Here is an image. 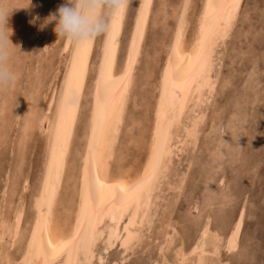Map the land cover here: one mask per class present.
<instances>
[{"label": "rangeland", "instance_id": "rangeland-1", "mask_svg": "<svg viewBox=\"0 0 264 264\" xmlns=\"http://www.w3.org/2000/svg\"><path fill=\"white\" fill-rule=\"evenodd\" d=\"M180 1L181 0H153L144 41L141 45V50L134 69V76L136 77H134V83L132 85V90L129 96L131 97L132 95H134L136 93L135 91H140L138 94L134 95L136 97L132 96V98H135L136 100L129 98L128 104L130 105H128V107L130 108L127 107V110H125L126 114L124 113L125 116H123V121L118 133V137H120V139H118L117 137L116 140V149L119 148V150L115 151L112 160H110V172L114 177L123 178L124 180L126 179V181L134 180L138 177L137 172L141 168L139 170L140 175L143 169L142 166L145 163L143 161H146L147 159L146 156H148L147 152L149 148V139L153 119L152 110L155 98L154 88L157 85V74H159V68L161 67L166 53L165 51L167 50L165 46L163 47V43L164 45H166V47L168 46L173 28L175 26V9L180 4ZM64 2L65 0H27V3L24 4V0H0V6H2L6 12H8L6 16L5 27L12 30V34L8 38L9 46L16 48L18 51H13L10 54L7 65L8 71L11 75V81L7 87L0 89V185H2L0 186V215L2 214L5 217L7 216V218H9V222L14 223V219L20 211V208L24 213L22 214V218L20 220L21 226L23 227L20 228L21 234L19 233L18 236H16L13 232L10 235L6 234L3 240L5 242L2 241L4 243V245H2L3 249L5 250L7 255H9L10 257L12 256V259H17L19 257V252H21L19 250H21L23 247L24 239L22 235L24 236L25 232L28 229L27 221L30 219L33 208H30V204L33 203L32 200L34 199L36 190L40 183V178L42 177L44 166L43 164L45 159L44 157L46 154L45 142L46 136L48 134V122H46L45 120L44 122H39L37 117L34 118V122H30V124L28 125H26L24 121V119L28 116L27 111L29 109V103L32 102V104H34L33 99H31L32 96L30 97V91H32L33 85L37 86V91L35 90V92L38 93L35 94V100H37L36 104L38 103L37 108L41 109H38V113L43 111L47 107L49 100L52 99V96L54 97L56 95L55 93L58 92L60 84L59 79L64 70L63 58L65 57L66 53L62 50L61 47L63 46V41L62 39L57 38L56 34L54 33V22L45 24L44 20L50 13H54L59 6L64 4ZM137 2V0H129V6L125 13L122 28V32H124V29L125 32H121V36L124 37H120L122 41L120 40L119 43L122 44H119L117 52V54L119 52V55L121 54L120 56L117 55L119 57L117 58L122 59V61L117 59L118 62L116 63L118 69L123 63V58L125 55L124 50H126V47H122L123 45H127L126 42L128 41L131 32V25L133 23V18L137 7L134 6L135 4H137ZM196 2H198V0H192V4L189 10L190 23L188 24L185 36L187 45L190 44L195 33V22L197 19V11L200 8L201 0H199L198 3ZM195 13L196 15H194ZM165 17L167 18V20ZM234 21L225 40L222 39L218 42V44H223L217 45V49H219L218 52L220 51L219 54L222 51L224 52L223 55L221 54L222 57L221 55L219 56L220 60L215 61L214 67L216 68H213L214 71L212 70L211 75L213 79V93L210 92V95L205 96L208 93L206 92V90L204 91V97L206 98L204 99V97H202V101L204 102V104L203 102H200L202 105L200 103L194 104L193 102H190L191 105L185 110V112L187 110L190 112V110L192 109V113L187 112L189 115L183 114V118H181V120L185 122H182L180 120L181 123H179L178 126L182 129V133L184 136L186 131L185 127L189 125V120L201 117L200 119L198 118L199 121L197 125V135H195V137H198L194 139L190 138L184 140L183 138H178L179 140L182 139L184 141L183 144H186V146L182 145L181 142H178L177 144V142L174 141V144H176L177 147L173 148L175 150L173 152H175L176 155L172 153V157L169 158V162L167 163L168 167H170L171 170H169L168 167H166L167 170H163V175L161 174L162 176L160 175L159 178V180L161 181H159V183L157 182L158 184L155 188V193L153 192L152 195L153 197H159H156L155 200H153L154 198H151L152 202L150 204V207L152 209L150 207L148 209V219H146L143 225H137V227H139L138 231H140V235L138 234L140 238L138 236V238L135 239L131 243L132 245L130 244L128 248L121 246L118 240L111 248L106 251L104 248L105 244L103 240L99 239L98 242L96 241V244L94 246L95 253L90 264H157V262L158 264H172V262L174 261L173 259L175 258V249L180 244L182 245V250L185 255H192V249L199 238V231L206 223L209 224V237L214 236L216 237L217 241L220 239L218 241L219 252L217 256L221 261L226 262V264H264V0H242V3L238 10V14L236 15ZM168 26L170 28H168ZM166 29L167 31L170 29L168 33ZM191 29L193 30V32ZM188 32H190L192 35ZM102 38L103 35L95 39V46L93 47L91 57L92 60L90 61L91 67H93V64H95L97 55L99 54V47ZM124 40H126V42H124ZM158 40L161 41L159 42ZM224 46L227 47H225L224 49ZM141 52L144 54H142ZM253 52L256 53L254 54ZM140 55H143L142 58L140 57ZM159 59L161 63H159ZM119 61L122 63H120ZM143 65L146 66L144 67ZM154 68L157 70H155ZM215 71L217 74H214ZM92 72L89 73L85 88L87 90L84 91V95L82 97L80 110L81 113L76 123L74 132L75 136H73V140L71 143V149L69 153L73 154H70V157L68 155V164L66 165L68 168H65L66 174V171L71 173L67 174L69 177L64 173L63 181L66 182V184H64V182L62 181L61 189L59 190L60 197L58 196L60 199L57 197L58 201L55 206L56 215L58 218L62 217L60 218V221L64 220V224H68L70 222L69 220L72 218L74 211V208L72 206L75 207V204L73 202H76L75 198L73 200V197L77 196L75 191L76 188L74 187L77 186L80 155L84 142L83 133L86 127V116L89 104L88 88L91 83V76L93 75ZM154 72H157V74L155 75ZM214 75L216 76L214 77ZM138 77L140 81L137 79ZM152 79L154 80L149 81ZM144 85L146 86L144 87ZM142 87L147 89L144 90V88ZM142 89L144 90V93ZM139 94H141V97L139 96ZM247 94L249 95L247 96ZM239 95H241V98L243 96L244 100L243 98L241 100ZM143 96L147 98L146 100H149L150 98L152 100H149L150 102H144L145 98ZM152 96L154 98H152ZM137 97L141 99H138ZM143 99L144 101H142ZM250 100H254L252 101L253 103ZM83 101L86 104H84ZM133 101H136L137 103L135 102V104ZM131 102H133L134 104ZM140 102L143 103V106H147L148 109L147 107L145 108V106L142 107V104L140 106ZM42 103L45 105H43ZM144 103L149 104L146 105ZM138 105L139 108L137 109ZM192 105L195 107H192ZM129 109H132V111L134 112L137 109V111L134 114V112L131 113L132 111ZM141 109H144V111ZM139 110L142 112V114ZM200 111L201 113L199 115ZM143 112H147L149 118ZM235 114L238 116H236ZM132 117H134L135 119ZM136 117H138V119H136ZM231 117L234 119H231ZM133 120L139 122L140 126H138V123L135 124V121ZM231 120L233 124L230 125L229 122L231 123ZM237 127L240 128L238 129ZM180 128L179 132L181 133ZM144 130H146V133ZM239 130L242 131L240 132ZM27 131L29 132L27 133ZM130 133L132 134V136L130 135ZM182 133L181 137H183ZM232 133L234 134L232 135ZM126 135L127 137H125ZM121 139L123 141H121ZM237 139H239V141L241 142H239ZM126 140L130 141L127 142L130 143L131 147L128 146L127 148V145L129 144L125 143ZM20 141L21 143H23V145L20 143ZM188 141L190 143V146L187 145ZM230 141L231 144H229ZM236 141H238L239 143ZM138 142L140 143L138 144ZM136 144V149L138 150L135 153L134 151L136 150ZM142 144H144V146H142ZM74 145L76 146V148H78L76 149ZM226 146L229 147V149H227ZM234 146L237 147L235 148ZM179 150H181V152ZM234 150L237 152V154L236 152H234ZM240 150L241 152H239ZM142 157L144 160L142 159ZM126 159L132 160L128 162V160ZM135 164L138 167L135 166ZM123 166H126L127 168H124ZM209 166H211V170L210 168L207 169ZM202 170H204V174L202 173ZM209 171L211 172L209 173ZM135 172L136 174H134ZM206 172H208V174ZM165 173L168 174L164 175ZM209 174L212 175V178L214 176V178L212 179ZM65 175L67 176L66 178ZM164 176H166V178ZM208 176L213 181L209 182L210 179ZM37 179L39 181H37ZM65 179H68V182H70L68 183ZM171 184L173 185L170 186ZM210 184L213 185L211 189L208 188L210 187ZM71 185H73V187ZM178 185H180L179 187L181 188H179ZM14 187L16 188V190ZM68 187L72 190L74 188V194L72 193V196L70 194L72 190L68 189ZM10 189H12L11 194ZM205 191L209 194L206 195ZM66 192H68L70 195L66 194ZM179 192L181 193L179 194ZM215 194H217L216 197L214 196ZM222 194H225V196H223ZM218 195L221 198H217L219 197ZM70 196L72 197V200ZM68 197L70 199H68ZM213 197H215V199ZM217 199L219 200L217 201ZM64 200H66L67 203ZM205 200L207 201L206 204ZM68 201L70 202L69 206H71V208L68 206ZM3 202H7L6 205ZM66 208L70 209L71 212L69 211V213ZM198 208L202 209L199 210ZM202 211H205L207 213L204 214ZM240 211H242L243 213V215L241 216V229L239 230L237 245L235 249H233L230 248L228 240L231 232L230 230L235 223L234 221H236L238 216L240 215ZM26 216H28V218H26ZM25 218L27 221L25 220ZM142 226H145L147 228H142ZM25 228L27 229L25 230ZM211 232H215L214 234L216 235H212ZM171 236H173V240L169 244ZM220 237L223 238V240H221ZM178 242L179 244H177ZM165 244L168 245L165 246ZM16 247H18V249ZM160 249H163V252ZM98 254L101 255L100 258L101 260H104V262L97 260L99 258ZM99 261L101 263H99ZM82 264L86 263L83 262Z\"/></svg>", "mask_w": 264, "mask_h": 264}, {"label": "bare ground", "instance_id": "bare-ground-1", "mask_svg": "<svg viewBox=\"0 0 264 264\" xmlns=\"http://www.w3.org/2000/svg\"><path fill=\"white\" fill-rule=\"evenodd\" d=\"M137 1H138L137 4H135V6H134V7H136V6L137 7H136L135 15H134V18H133V23L131 25L132 28H131V32H130L129 38H128V41L127 42H126V40H124V42H126L127 45L126 46L123 45V47H122V48L126 47L125 48L126 50L123 49L125 51V55H124V58H123V63L120 62V61H122V59H118L119 57L117 56V55H119L120 52L118 54H117V52H118L119 44H122V43H119L120 40H121L120 37H124V36H121V32H122V28H123V22H124V17H125L126 11L124 12L123 18L121 19V21L119 22V24L116 27V43L114 45V60H113L112 69H111V81L107 85H105L103 82H101L100 83V86H99L100 87V96L106 101L107 108H106V114L105 115L101 116L99 113H97V117L102 121V129L99 132V142H98V144L96 146V152H95V159L94 160L91 158L90 153H89V141H90V139L92 137L93 117H94V113H96V109H97V88H98V81L100 80L101 65H102V63L104 61L105 41L107 40L108 35H103V38H102V41H101V44H100V47H99L100 48L99 54L97 55V58H96L95 64H93V67H91L90 61L92 60L91 57H92L93 47L95 46L94 45L95 40L93 42H91L90 45L87 46L86 51L83 52L84 71H83V74L79 78V89H78V93H77V103L69 110L68 114L65 117L64 123L62 125H60L59 127H58V124H59V121H58V109L61 107V102L63 100L64 93L66 91V80L68 79L69 75L73 72V58H74V52H75L76 47L70 45L66 40H62L63 41V46H61V47H62V50L66 53V55L63 58L64 59V64H63L64 65V70H63V73H62V75H61V77L59 79V81H60L59 89H58V92L55 93L56 95L54 97L52 96V99L49 100V102L47 104V107L43 111H41L39 113H38V109L39 108H37L38 103L36 104L37 100H35V94L38 93V92L37 93L35 92V90L37 91V86H34L33 85L32 91H30V97L32 96L31 99H33L34 104H32V102H30L31 100L29 101L30 102L29 103L30 105H29V109L27 111V115L28 116L25 119L24 118L23 119H24L26 125L30 124V122L31 123L34 122V120H35L34 118H36V117L39 120V122H42V121L44 122V120L46 122H48V126H47L48 134L46 136V142H45V152H46V154H45V157H44L45 159H44V164H43L44 165L43 166V173H42V177L40 178V183H39V186H38V188L36 190V194L34 193L35 196L33 195L34 196V199L32 200L33 203L30 204V208L33 207L32 208V214H31L30 219L28 221L26 220V218H28V216H26V218H25V220L27 221V228L28 229L25 228V230L27 229V231L25 232V235L24 236L22 235V237L24 239L23 240V247H22L21 250H19L21 252H19L20 255H19V257L17 259H12L11 258L12 256L10 257L9 255H7L6 252H5V250L3 249L2 245H4L3 242H5V241H3V240H4V236H6V234L7 235H10L13 232L16 236L19 235L20 228L22 227L20 220L22 218V214H24V213L21 211L22 209L20 208V211L18 212V214L16 215V217L14 219L15 220L14 223L9 222V218H7V216L5 217L2 214L0 215V264L1 263L2 264H82L83 262H85L86 264H90L91 260L93 259L94 253H95L94 246L96 244V241L98 242L99 239H102L103 240V242L105 244V247H104L105 248V251L108 250L109 248H111L118 240H119V244L121 246H123L125 248H128V246H130V244L135 239H137L138 236L140 235V231H138V228L139 227H137V225L138 226L139 225L141 226V224L143 225V223L146 221V219H148L147 218V216L149 214L148 213V211H149L148 209H149L150 204L152 202V199L151 198H154L153 200H155V198L156 197H159V196H156V197L154 196L153 197L152 196L153 193H152L150 200L148 198H144L143 201L141 203H139V205H137V203L134 202V192L121 191V189H129V188H131L138 181H140L141 179L145 178L146 177V174L151 171V165H152V160H153V155H154V142L156 140H161L162 139L163 142H164V148H165V157H164L162 169L160 171V175H161L162 172H163V170L166 169V167H168V164L167 163L169 162L168 161L169 158L172 157L171 154L174 153V155H176V153L173 152V151H175L173 148L174 147L175 148L177 147V145L174 144V141H176L177 144H178V142H181L182 145H185L186 146V144H183L184 143V141H183L184 139H190V138H193L194 139V138H197L198 137V136L195 137V135H197V125H198V121H199V119L201 117L200 118L198 117L199 119L198 118H194V119H190V120L188 119L189 120V125H187L185 127V130L186 131H185L184 136H183V133H182L183 132L182 129L180 127H178V126H179V123H181V121H182L181 120V118H183L182 115L183 114L189 115L187 113L189 111L187 110L185 112V110L191 105L190 102H193L194 104H199L200 102H203L202 101V97H204V91L205 90L208 93L205 96L210 95L211 94L210 92L213 93V91H212V88H213V79H212V75H211L212 74V70H213V68H216V67H214L215 61L216 60L217 61L220 60L219 56L221 54L223 55V52H224L221 49L222 52L219 54L220 51L218 52L219 49H217V45L223 44V43L218 44V42L221 41L222 39L225 40V38L216 39V34L218 32H220V24H221V21L224 20V19H226L228 17L229 13H231L232 16H233V19H232L231 26H230L229 30L231 29V27L233 25V21L236 18V15L238 14V10L240 8V5L242 3V0H201L200 8L197 11L198 13L196 12L197 13V19H196V22H195V33H194V36L192 37V40H191L190 44L188 43L189 45H187V40H186V37L185 36H186V31H187L188 24L190 23L189 22V15H190L189 10H190L191 4H192V0H181L180 1V4L175 9V14H176L175 26L173 28V31H172V34H171V38L169 37L170 40H169L168 46L166 47V45H164V43H163V47L165 46V48L167 50L165 51L166 53L163 51L165 53V56H164L163 62L161 64V67L159 68V72H158L159 74H157V72L156 73L154 72L155 75L156 74L158 75V78H157V85L154 88L155 89V92L153 91L155 93V95H154L155 98L152 96V98H154L153 110H152L153 119H152L151 133H150V139H149V148H148V152H147L148 153V156H146V158H147L146 161L142 157V159L144 160L143 162H145V163L142 166L143 169H142L140 175H139V170L141 168L137 172L138 173V177L137 178H135L134 180H131V181H126V179L124 180L123 178L114 177V176L111 175V172H110V160H112V157L114 156L115 151L116 150H119V148L116 149V140H117V137H118V133H119V129H120L121 123L123 121V116H125V114H126L125 110H127L126 108L128 107V105H130V104H128L129 98H132V96L138 94L139 91H140V90H138V92L135 91L136 93L133 91L135 94L132 95L131 97L129 96V94H130V92L132 90V85L134 83V77H136V76H134V69H135V65H136V62L138 60V56H139V53H140V50H141V45H142V43L144 41L147 24H148V21H149V18H150V13H151V8H152L153 0H137ZM198 2H199V0H198ZM198 2H196V3H198ZM185 3H187V5H188L187 8L184 7ZM209 4L218 5V7L208 8L207 6ZM141 5H144L143 15H144L145 19L140 24V34H137V20H138L140 14H141ZM233 5H236V6L233 7ZM205 12L208 13L207 30H208V32L210 34V39H209L208 44L206 46V53H205V55L206 56H209L211 58V64L209 65V69H208V71L206 73L203 72V69H202V65H203V62H204L203 61V58L200 57L199 54H198L199 53V48H200V44L198 42L201 39V24H202V19H203L204 15H205ZM196 13L194 15H196ZM181 16H183L182 26H181ZM126 17H127V15H126ZM152 20H154V19H152ZM166 20H167V18H166ZM169 26H168V28H170ZM178 27L181 28V34H180L179 41H177V29H178ZM166 31H167V29H166ZM168 31H167V33H168ZM124 32H125V29H124ZM124 32H122V33H124ZM192 32H193V30H192ZM188 33H190V32H188ZM227 35H228V33H227ZM125 37H127V36H125ZM134 39H135V43H136L135 50H133V41H134ZM164 42H165V40H164ZM157 46H159V45H157ZM225 47H227V46H224V49H225ZM123 50H121V51H123ZM155 50H158V49H155ZM130 53L132 55V61H133L132 65H131L130 77L128 79H121V77L124 74L125 68L128 67L129 54ZM142 54H144V53H142ZM222 55H221V57H222ZM17 56H18V54H17ZM142 56L140 55L141 58H142ZM148 57H149V55H148ZM117 59L120 60L119 61L120 63H122L121 64V67L119 69L117 68V63H116V62H118ZM139 61H141V60H139ZM159 61H160V59H159ZM145 63H147V62H145ZM159 63H161V61ZM158 66H159V64H158ZM219 68H220V66H219ZM57 70H58V68H57ZM155 70H157V69H155ZM91 72L93 73V75L91 76V83H90V86L88 88L89 104L87 103L88 104V112H87V116H86V127H85V131L83 133L84 134L83 135L84 142H83V145H82V150H81V155H80V163H79V172H78V178H77V186L74 187V188H76L75 191H76V195L77 196L74 195L76 197H73V200L75 198L76 199V202H73L72 201L75 204V207L72 206L74 208V211H73L72 218L69 220L70 222L68 224H64V220L60 221L61 220L60 218H62V217H60V218L57 217V215H56V207L55 206H56V203L58 201L57 200V197L59 196V190L61 189V183H62L63 178H64L65 168L67 167L66 165L68 164V162H67L68 155L70 157L71 156L70 154H73V153H69V152H70V149H71V143H72V140H73V136H75L74 135L75 126H76V123L78 121L79 115L81 113L80 110H81L82 97L84 95V91L87 90L85 88H86L87 80H88V77H89V73H91ZM217 72H218V70H217ZM143 74H145V73H143ZM214 74H217L216 71H215ZM140 75H142V74H140ZM215 76L216 75H214V77ZM248 76H250V75H248ZM55 77H56V75H55ZM251 77H252V75H251ZM151 78H153V77H151ZM216 78H218V77H216ZM137 79L139 80V77ZM153 80L154 79L149 80V81H153ZM255 81H256V79H255ZM235 82H236V80H235ZM55 83H57V82H55ZM51 84H52V81H51ZM214 84H216V83H214ZM247 84H248V80H247ZM145 86L146 85H144V87ZM55 87H57V86H55ZM87 87H88V85H87ZM139 87H141V86H139ZM144 87H142V88H144ZM137 88H138V85H137ZM145 89H147V88H144V90ZM52 90H54V89H52ZM144 90L142 89L143 93H144ZM232 92H233V90H232ZM245 92H247V91H245ZM148 94H151V93H148ZM248 95L249 94H247V96ZM139 96L141 97V94H139ZM240 96L241 95H239V97ZM134 97H136V96H134ZM121 98H123L122 106H121ZM205 98L206 97H204V99ZM242 98H243V96H242ZM242 98H241V100H242ZM132 99H135V98H132ZM138 99H141V98H138ZM146 99L147 98H145V101H144V99L142 101H144V102H146V101L147 102H150L152 100L151 98L149 99L150 101L149 100H146ZM243 100H244V98H243ZM250 101L252 102L254 100H250ZM133 102H131V103H133ZM83 103H84V101H83ZM84 104H86V103H84ZM141 104H142V107L145 106V105L143 106V103L140 102V106H141ZM144 104L148 105L149 103H144ZM203 104H204V102H203ZM43 105H45V104H43ZM146 107L147 106H145V108ZM192 107H195V106L192 105ZM128 108H130V107H128ZM138 108H139V105L137 106V109ZM137 109H136V111H137ZM144 109H141V110L144 111ZM147 109H148V107H147ZM39 110H41V109H39ZM129 110L132 111V109H129ZM191 110H190L189 113H192ZM133 112L134 111H132L131 113H133ZM135 112H134V114H135ZM143 113L148 117L147 112H143ZM200 113H201V111L199 112V115H200ZM134 114H133V116H134ZM141 114H142V112H141ZM203 114H201V115H203ZM129 115H130V113H129ZM23 116H24V113H23ZM236 116H238V115H236ZM147 117H145V118H147ZM232 117H231V119H234ZM132 118H134V117H132ZM132 118H131V120H132ZM136 119H138V117H136ZM140 120H141V118H140ZM238 120H239V118H238ZM133 121H135V120H133ZM182 122H185V121H182ZM239 122H240V120H239ZM245 122H247V121H245ZM136 123H138V126H140L139 125V122H136L135 121V124ZM182 124H184V123H182ZM229 124L230 125L233 124L232 120H231V123L229 122ZM23 127H25V126H23ZM182 127H183V125H182ZM179 128L181 129V133H182V136L183 137H181V133L179 132ZM65 129L69 132V136H68V139H67L66 142L64 141V131H65ZM200 129H202V128H200ZM232 129H233V126H232ZM146 130H144L145 133H146ZM28 132L29 131H27V133ZM78 134H79V132H78ZM233 134L234 133H232V135ZM130 135L132 136L131 133H130ZM125 137H127V135ZM178 138H183V140L181 139L182 140L181 141ZM58 139L60 140L61 144L64 145V147H65L66 150H65V152H64V154H63V156H62V158L60 160V170H59L58 176H57V173L55 171V168H53V170H52V179H53V181L55 183V194H54V198L52 199V202H51V207L49 208L43 202L42 193L44 192V189H45V183H44L45 182V179H46V177L49 174V162H50V159H51L52 146L54 144H56V142H57ZM77 139H79V138H77ZM118 139H120V137H118ZM129 140H131V139H129ZM129 140H126L125 143L130 142ZM233 140H235V139H233ZM237 140L239 141V139H237ZM121 141H123V140L121 139ZM194 141H196V140H194ZM238 141H236V142H238ZM242 141H243V139H242ZM185 142H187V141H185ZM239 142H241V141H239ZM20 143H21V141H20ZM28 143H27V145H28ZM119 143H120V141H119ZM139 143L140 142H138V144ZM192 143H193V140H192ZM21 144L23 145V143H21ZM128 144L129 145H127V148H128V146H130V143H128ZM189 144L190 143L188 141V144L187 145H189ZM229 144H231V141H230ZM233 144H235V143H233ZM131 145H134V144H131ZM142 146H144V144H142ZM142 146H141V148H142ZM136 147H137V144L135 145V149H136ZM217 147H219V146H217ZM75 148H76V146H75ZM227 149H229V147H227ZM125 150H127V149H125ZM137 150L138 149H136L134 152L136 153ZM177 150H178V148H177ZM181 150H183V149H181ZM181 150H179V151L181 152ZM129 151H130V149H129ZM234 152H236V151L234 150ZM239 152H241V150ZM232 154H233V152H232ZM236 154H237V152H236ZM236 154H234V155H236ZM174 155H173V157H174ZM228 155H229V153H228ZM207 156H210V155H207ZM138 157H139V155H138ZM126 160H128V159H126ZM130 160H132V159H130ZM130 160H128V162ZM227 161H228V159H227ZM86 162H87V167L89 168L90 175H91V178H92L93 182H95L97 179L99 181V184L96 185L97 192H96L94 201H87V202L84 199V197L87 195V185L85 183V168H86ZM136 164H135V166H137ZM201 164H202V162H201ZM244 165H245V163H244ZM169 166H170V164H169ZM133 167H134V165H133ZM210 167L211 166H209L207 169H209ZM124 168H123V170H124ZM168 168H169V170H171L170 167H168ZM130 169H132V168H130ZM207 169H205V170H207ZM210 170H211V168H210ZM239 170H241V169H239ZM202 171H203L202 173L204 174V170H202ZM66 172H67V174L68 173L69 174L71 173V172H68V171H66ZM210 172L211 171H209V173ZM129 173H133V172H129ZM206 173L208 174V172H206ZM134 174H136V172ZM167 174L165 173L164 175H167ZM66 175H65V178L68 176V175L67 176ZM232 175H234V174H232ZM74 176H76V175H74ZM181 176H182V174H181ZM209 176L212 178V175L211 174H209ZM164 177L166 178V176H164ZM210 177H209V179H210L209 182L210 181H213V180H211ZM26 178H28V177H26ZM213 178H214V176H213ZM37 181H39V180L37 179ZM66 181L68 182V179ZM159 181H161V180H159ZM159 181H158V183H159ZM179 181H180V179H179ZM182 182H184V181H182ZM214 182H216V181H214ZM64 184H66V182H64ZM64 184H62V185H64ZM100 184L105 185V187L102 190L99 188V185ZM157 184H156V186H157ZM160 185H161V183H160ZM172 185L173 184H171L170 186H172ZM0 186H2V185H0ZM71 186L73 187V185H71ZM179 186L180 185H178V187ZM212 186L213 185L210 184V187H208V186L207 187L209 189H211ZM178 187H177V190H178ZM245 187H247V186H245ZM248 187H250V186H248ZM74 188H73V190H74ZM179 188H181V187H179ZM218 188H219V186H218ZM68 189L72 190L69 187H68ZM164 189H165V187H164ZM15 190H16V188H15ZM73 190L70 193L71 196H72V193L74 194ZM11 191H12V189H10V194H11ZM206 191H205L206 195L209 194ZM154 193H155V191H154ZM180 193L181 192H179V194ZM66 194L70 195L68 192H66ZM216 195L217 194H215L214 196L216 197ZM223 196H225V194ZM215 197H213V198L215 199ZM217 198H221V197L219 196ZM14 199H15V197H14ZM68 199H70V198L68 197ZM71 200H72V197H71ZM218 200L219 199H217V201ZM64 201L67 203L66 200H64ZM125 202H130V206L126 205ZM209 202H211V201H209ZM6 203H4V204L6 205ZM30 203H31V201H30ZM206 203H207V201L205 202V204ZM69 204H70V202L68 201V206H69ZM59 205H61V204H59ZM152 205H153V203H152ZM1 206H3V205H1ZM69 207L71 208V206H69ZM61 208H60V210H61ZM198 209L200 210L202 208H198ZM67 210H68V212L70 211V209H67ZM57 211H59V210H57ZM60 213H61V211H60ZM203 213L205 214L207 212L204 211ZM60 216H62V215H60ZM67 216H68V214H67ZM241 216H242V211H240V215L238 216L237 220L234 221L235 223H234L232 229L230 230L231 232H230V236H229V240H228L229 242L228 243H229V246H230V243H231V247L230 248H233V249H235V247L237 245L238 237H239V232H238V235H235V236H234V232H236V225L237 224H239L240 227H241ZM70 217H71V215H70ZM70 217H68V218H70ZM208 219H209V217H208ZM167 222H168V220H167ZM23 224H24V222H23ZM208 226H209V224L206 223L200 229V231H199V238L196 241V244L193 247L192 252H191L192 255H189V256L185 255V253L182 250V245L181 244L178 245V247L175 249V254H174L175 255L174 256L175 258L174 259L172 258L174 261L171 259L173 261L172 264H181V261L184 260L185 258L187 260H189V261H194L195 264H226V262L221 261L218 258V256H217V254L219 252V249H218V241L220 239L217 241L216 240V237H214V236L213 237H209V234H208ZM144 227L142 226V228H144ZM145 228H147V227H145ZM240 229L241 228H239V230ZM214 231H217V230H214ZM34 232L36 233V236H35V241L33 242V233ZM214 233L215 232H213V233L211 232L212 235ZM214 235H216V234H214ZM219 235H221V234H219ZM130 237H132V239H129ZM172 237L173 236L170 237L169 244L173 240ZM139 238H140V236H139ZM69 239H72L75 242L73 246H70V247H72L73 250L71 252H64V251L58 252L53 257L52 254H51V247H49V245H51L52 247H56V246L61 245L62 242L68 241ZM86 239L87 240H91L93 242H92L91 247L89 249H87V251H84L83 250V245H84V241ZM221 240H223V238H221ZM30 243L33 244V247H32L31 253L29 254V245H30ZM12 244H13V241H12ZM177 244H179V242ZM167 245L168 244H165V246H167ZM16 248L18 249V247H16ZM43 249H48V253L49 254L48 255H45ZM160 250H162V252H163V249H160ZM15 251H16V249H15ZM98 256H99V258L97 257L98 258L97 260H100V261H103L104 262V260H101V258H100L101 255L98 254ZM162 260H163V258H162ZM100 261H99V263H101ZM122 262H124V261H122ZM157 264H158V262H157Z\"/></svg>", "mask_w": 264, "mask_h": 264}, {"label": "snow or ice", "instance_id": "snow-or-ice-1", "mask_svg": "<svg viewBox=\"0 0 264 264\" xmlns=\"http://www.w3.org/2000/svg\"><path fill=\"white\" fill-rule=\"evenodd\" d=\"M236 5H233L235 7ZM185 8L188 7L187 3L184 5ZM208 8H215L218 5L209 4ZM143 8L144 5H141V14L137 20V34H140V24L144 21L145 17L143 15ZM124 12L113 22V27L111 32L108 34V38L105 41V53H104V61L101 65V72H100V80L98 81V88H97V109L96 113H94L93 117V127H92V137L89 141V153L91 158L95 159V152L96 146L99 142V132L102 129V121L97 117V113L101 116L106 114L107 103L106 101L100 96V83L103 82L107 85L111 81V69L114 60V45L116 43V27L123 18ZM233 16L229 13L228 17L221 21L220 24V32L216 34V39L226 38L229 28L231 26ZM207 21H208V13L205 12V15L202 19L201 24V39L198 42L200 44L199 48V56L203 58V65L202 69L203 72H207L209 69V65L211 64V58L206 56V46L210 39V34L207 30ZM183 22V16H181V26ZM181 28L178 27L177 29V41L180 39ZM90 43L87 45L89 46ZM86 47L83 48H76L74 52L73 58V72L69 75L68 79L66 80V91L64 93L63 100L61 102V107L58 109V127L64 123L65 117L68 114L69 110L77 103V93L79 89V78L83 74L84 71V59H83V52L86 51ZM136 48L135 39L133 41V50ZM132 55L129 54V63L128 67L125 68L124 74L121 79H128L130 77L131 72V65H132ZM123 103V98H121V106ZM69 136V132L65 129L64 131V141L66 142ZM65 147L61 144L60 140L58 139L56 144L52 146V153L51 159L49 162V174L45 179V189L42 193L43 202L50 208L52 199L54 198L55 194V183L52 179V170L55 168L57 176L60 170V160L65 152ZM165 157V148L163 140H156L154 142V155L151 165V171L146 174V177L138 181L135 185H133L129 189H121V191L126 192H134V202L139 205L143 201L144 198H148L150 200L152 193L155 191L156 184L160 178V171L163 166V161ZM85 183L87 185V195L84 197L85 201H94L95 195L97 192L96 185L99 184L98 179L93 182L89 168H85ZM105 185L100 184L99 188L102 190ZM126 205L130 206V202H125ZM243 215V213H242ZM240 225H236V232H234V236L238 235ZM36 233H33V242L35 241ZM129 239H132L130 237ZM91 240H85L83 245V250L87 251L92 245ZM74 240L69 239L68 241L62 242L61 245L51 247V254L54 257L55 254L58 252H71L73 249L70 246L74 245ZM33 244L30 243L29 245V254L31 253ZM231 247V243H230ZM45 255H48V249H43ZM181 264H195L194 261H189L186 258L181 261Z\"/></svg>", "mask_w": 264, "mask_h": 264}, {"label": "clouds", "instance_id": "clouds-1", "mask_svg": "<svg viewBox=\"0 0 264 264\" xmlns=\"http://www.w3.org/2000/svg\"><path fill=\"white\" fill-rule=\"evenodd\" d=\"M27 0H24V4ZM129 0H65L44 23L54 22L57 38L66 40L76 48L86 47L101 35H108L113 22L128 8ZM8 12L0 6V89L8 86L11 75L8 71L10 54L17 51L9 46L10 28H6ZM18 52V51H17Z\"/></svg>", "mask_w": 264, "mask_h": 264}]
</instances>
